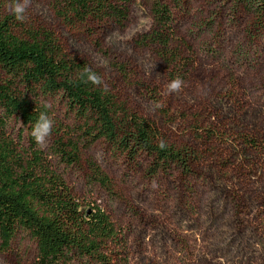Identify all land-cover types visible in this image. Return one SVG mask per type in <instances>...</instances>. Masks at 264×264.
<instances>
[{"label":"rangeland","instance_id":"obj_1","mask_svg":"<svg viewBox=\"0 0 264 264\" xmlns=\"http://www.w3.org/2000/svg\"><path fill=\"white\" fill-rule=\"evenodd\" d=\"M160 1L171 12L173 45L185 43L187 48L179 47L182 56L194 61V82L172 94L166 85L174 68L153 48L136 44L153 28L149 0H134L123 25H67L56 17L50 0H32L25 23L51 30L67 56L97 69L108 90L131 110L154 120L170 142H188L187 122L180 115L189 108L196 114L197 99L212 100L225 117L253 112L255 117L244 118L241 129L263 132L264 20L259 27L257 16L235 0ZM7 2L0 0V15H10ZM116 64L125 66L134 83L125 80ZM236 89L241 100L237 111L225 102ZM149 92L171 109L176 124L160 117ZM191 93L195 97L188 96ZM48 101L55 121L72 125L64 104ZM11 126L14 131L21 127L18 122ZM55 137L47 139L45 151ZM223 153L220 179L207 168L198 171L196 179L179 178L174 172L152 177L147 157L131 161L103 140L82 149L77 164L58 169L84 207L99 205L128 236L132 264H264V147ZM94 167L107 176L111 193L92 179ZM239 193L260 196L263 202L251 200L238 213L233 196ZM35 252L34 241L20 233L11 249L0 253V264H34Z\"/></svg>","mask_w":264,"mask_h":264},{"label":"trees","instance_id":"obj_2","mask_svg":"<svg viewBox=\"0 0 264 264\" xmlns=\"http://www.w3.org/2000/svg\"><path fill=\"white\" fill-rule=\"evenodd\" d=\"M149 1L153 28L136 44L153 48L166 66L174 68L169 79L180 77L183 87H188L194 82V61L183 57L179 48L188 46L173 45L175 31L170 10L160 0ZM133 2L50 0V5L56 17L67 25H123ZM235 3L256 15V24L262 25L264 0ZM85 66L90 65L64 53L51 30L18 22L12 15H0V253L10 250L22 233L35 243L34 264H132L128 236L99 205L84 207L58 169L60 165L77 164L81 150L98 140L131 161L147 157L149 176L174 172L184 179H196L198 171L206 168L209 175L220 179L223 168L218 162L224 158V151L264 147V131L241 129L244 118L255 117V113L225 117L214 109L212 100L204 103L200 99L196 114L189 113V108L180 115L187 122L188 142H170L154 120L128 108L117 95L79 81L77 73ZM116 66L125 80L134 83L124 65ZM93 70L101 76L97 69ZM149 94L153 102H160L153 93ZM188 96L195 97L193 93ZM49 99L64 104L72 125L56 122L52 109H48L56 137L45 151L36 144L31 131L39 113L45 110L42 101ZM225 102L237 111L241 103L238 90L232 91ZM161 104L157 108L160 117L174 124L171 109ZM12 122H18L20 129L14 131ZM161 139L167 145L164 150L158 147ZM91 176L108 193L112 192L110 181L97 167ZM239 184L244 187L243 181ZM233 199L238 213L249 207L251 200L263 202L260 196L245 198L242 193Z\"/></svg>","mask_w":264,"mask_h":264},{"label":"clouds","instance_id":"obj_3","mask_svg":"<svg viewBox=\"0 0 264 264\" xmlns=\"http://www.w3.org/2000/svg\"><path fill=\"white\" fill-rule=\"evenodd\" d=\"M32 6V0H8L5 4V10L12 15L16 21L24 23L28 19V10ZM77 78L83 83H91L94 86L100 87L102 91L107 92L108 86L104 82L102 76L93 70L91 66H85L77 73ZM184 81L180 77L171 80L167 85L169 94L177 93L182 90ZM154 106L160 108L163 105L160 102H155ZM42 107L45 109L39 113L38 119L32 126L31 135L37 145L43 148L46 145L47 139L50 138L53 130L54 120L49 115L48 109H51L52 104L49 101H42ZM158 147L164 150L167 145L163 139L158 142ZM155 186V182H153Z\"/></svg>","mask_w":264,"mask_h":264}]
</instances>
